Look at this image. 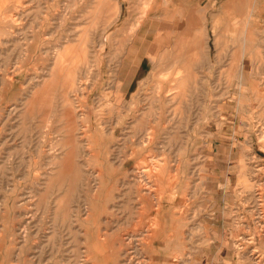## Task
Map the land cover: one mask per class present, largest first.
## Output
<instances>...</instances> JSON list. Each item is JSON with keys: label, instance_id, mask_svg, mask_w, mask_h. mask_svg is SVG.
I'll list each match as a JSON object with an SVG mask.
<instances>
[{"label": "rangeland", "instance_id": "rangeland-1", "mask_svg": "<svg viewBox=\"0 0 264 264\" xmlns=\"http://www.w3.org/2000/svg\"><path fill=\"white\" fill-rule=\"evenodd\" d=\"M109 1L112 4L118 1L121 8L119 18L112 19L113 21L107 19L111 18L109 11L99 9L100 1L98 0H0V21L5 16L12 18V22L6 21L0 27V92L2 91L4 97L0 106V203L3 202L0 204V237H3L5 242L4 250L8 246L13 249L15 256L12 264H78L79 262V264H99L98 261L101 259L94 256L91 249V246L95 244L94 235L91 231L84 232L87 229L86 226L92 227L94 237H96V229L108 228L107 219L111 227L118 221L122 224L126 208L110 210L108 214H103L99 218L95 217L96 212L100 213L102 208L100 204H97L98 210L94 208L96 196L92 184H88L89 179H92L96 171L101 173V170L109 169L108 164L121 165L120 176L135 167L153 171L156 166H159V168L164 167L169 170L170 174L164 190L154 184L151 197L155 203L159 201L166 203L165 198H171L174 202L172 210L179 214L183 222L181 229L176 232L171 231V227L166 229V235H163L162 241L160 240L161 250L153 253L156 263L167 264L175 260L174 258L181 250L187 255L186 257L190 258L187 264H225L223 257L226 253V246L221 245L223 238L215 243L209 239V235L207 236V233H210V226L213 225L210 223L214 220L218 223L211 234L213 237L217 234L226 238L232 234L236 236L239 231H234L236 229L234 224L239 220L246 221L249 230L256 232L254 216L249 211L253 205L251 185L257 182V178L252 179V175L255 174L253 171L258 165L255 157L264 159V152L259 153L260 145L255 129L257 103L251 92L252 89L251 94L244 95L247 97L245 99L247 106L238 109L241 96L234 94L237 91L238 81L234 79L233 74H230L229 68L232 65L228 64L230 52L235 49L229 46L246 44L247 40L244 38L246 34L249 35L251 32L258 38L260 34L258 32H261L260 37L262 35V38H253L257 41H251L253 45H258L260 42L261 47L247 49L246 55L243 53L240 55L241 59L244 57L251 60L254 66L250 74L245 73L244 77L252 84H262L264 82V45H261V42L264 43V32L262 33L264 30L249 28L243 32L231 27L228 22L224 26V31H227L228 48L224 50L229 54L227 57L224 56L225 58L222 57L223 63L221 64H216L214 61L217 55L214 48V36L217 33H211L213 42L211 44V64L203 68L195 67L196 72L193 71L194 73L189 75L190 80L186 81V88L182 91L181 88L180 91L179 89L173 90L178 94L181 93L180 97L177 96L173 100L176 94L170 96L167 91L175 85L177 79L186 74L179 73L178 69L181 65L167 63L174 60V50L161 44L160 41L163 37V27L172 21V0ZM198 11L201 10H195V14ZM154 12H157L158 16ZM179 12L180 14L187 13V10L180 9ZM93 18L97 20L99 26L93 22ZM104 18L107 19L106 27ZM181 18L183 19L182 16ZM214 19L215 16H213ZM145 23L148 26L144 25ZM102 25L106 29L103 30ZM90 26H93V29ZM213 26L216 28L218 21H213ZM144 30L151 31V33H146ZM84 34L88 37L84 36V41L81 43L82 39L79 36L82 37ZM44 37L47 39L44 40ZM102 37L107 39V42H101ZM69 43L79 45L77 47L71 45L69 48ZM134 49L137 50L136 54H134ZM75 51H78V54L74 59ZM67 52L70 53L67 54ZM131 52L133 55L129 54ZM34 53H37V56ZM58 55H62V60ZM132 56H136L135 61ZM149 57L165 65L157 63L155 70L147 68L145 72L144 61ZM56 63L63 67H70L71 64V67L79 66L76 68V71L79 70L75 80L76 86H73L76 87V93H70V100L74 99V105L77 107V110L74 109L72 113L77 112L78 114L76 126L79 131L74 132L75 135L78 134L76 142L72 141L69 136V122L66 120L65 113L68 108L62 107L60 103L54 104L51 111V108L43 109L48 111L45 110L47 112L45 115L46 112H43L42 108L38 110L40 109L38 106L34 112L24 107V103L32 98L31 95L42 87L41 81L44 78L49 79V71L51 67L57 65ZM7 77L14 79L13 86ZM140 80L143 83L137 86ZM246 87L252 88L253 86L246 85ZM256 87L254 85L253 88ZM262 87L264 88V84ZM53 98V100L58 98L60 100L61 96ZM204 102L211 104V108L213 107L209 115L206 112V105H203ZM11 105L16 107V111L12 113L9 112L8 107ZM148 108H152L149 114L146 113ZM37 110L43 114L38 115ZM144 113L147 114L150 127L156 130L157 137L154 141L144 140L145 147L136 154L138 150L136 140L142 133H146V130L144 126V128H135L134 121L137 116H142ZM74 115L76 118V113ZM40 116H44L42 121ZM198 117L200 120H197ZM44 121L49 124L46 122L45 125L42 124ZM235 121L237 128L234 148L237 149L235 151L239 155L238 158L244 155L245 160L242 162L245 163V170L248 173V186L247 188L243 186L241 176L238 182V176L245 172L241 169L242 162L238 170V158L237 162L232 164L230 173V178L233 180L232 186L228 182L227 185L224 182L221 183L220 179L217 180L215 177L206 183L203 180L204 175L200 173L201 168L206 164L205 156L215 155L214 151L219 153L227 123ZM43 125L45 128L42 127ZM248 143L251 146L248 152H245L242 146ZM66 162H71L75 171L73 167L70 172L74 176L71 175L63 180L58 177V173ZM221 165L225 168L224 164ZM210 169H218L220 175L221 167L217 160L211 162ZM106 172L109 173H105L104 186L114 182V177H110L113 170L109 169ZM76 174L78 177L75 178ZM122 183L123 180L120 184ZM39 196L43 202L38 199ZM143 219H134L136 221L129 219L132 225L128 222V225L126 224L128 227L123 225L122 229L129 228V231H133L135 227L137 235L146 239V229L149 228L152 232L159 227L161 221L159 217L156 222L152 216L147 219L143 217ZM136 223L143 231L141 228L140 231L138 230ZM120 224L118 226L121 227ZM190 231H193V234ZM134 232L136 233L135 230ZM215 256H218L220 260L215 261ZM119 259L123 264L124 258L121 256ZM183 260L186 261L187 258L184 257Z\"/></svg>", "mask_w": 264, "mask_h": 264}, {"label": "bare ground", "instance_id": "bare-ground-1", "mask_svg": "<svg viewBox=\"0 0 264 264\" xmlns=\"http://www.w3.org/2000/svg\"><path fill=\"white\" fill-rule=\"evenodd\" d=\"M39 1V0H38ZM83 1V0H82ZM97 1V0H96ZM100 1L99 3V9L105 10V11H109L110 12V17L111 18H107L108 20L113 21L112 19H117L119 18V15L121 13V8H120V4L118 5V1H115L117 4H112L110 3L109 0H98ZM149 1V0H148ZM183 1V0H182ZM188 1V0H187ZM165 2V1H164ZM38 3V2H37ZM36 3V4H37ZM89 3V2H88ZM97 3V4H98ZM4 4H6V2L4 1ZM22 3H20L21 5ZM26 4V3H25ZM23 5V4H22ZM31 5V4H30ZM73 5V3H72ZM152 5V4H151ZM150 5V6H151ZM26 8V5H24ZM74 6V5H73ZM95 6V7H97ZM161 7V6H160ZM74 8V7H73ZM159 8V7H156ZM28 9V8H27ZM30 9V8H29ZM92 9H98V8H92ZM92 9L91 12H92ZM151 9V7H150ZM36 10V9H35ZM39 10V9H38ZM94 10V11H95ZM153 10V9H152ZM156 10V9H155ZM19 11V10H17ZM31 11V10H30ZM93 11V12H94ZM154 11V10H153ZM27 12V11H26ZM42 12V11H41ZM150 12V11H149ZM4 13V11H3ZM10 13V12H9ZM21 13V12H20ZM57 13V12H56ZM76 13V12H75ZM95 13V12H94ZM155 13V12H154ZM157 13V12H156ZM155 13V14H156ZM13 14V13H12ZM11 14V15H12ZM90 14V13H89ZM144 14V13H143ZM147 14H149L147 12ZM183 13H181L182 15ZM10 15V14H9ZM16 14H14L15 16ZM93 15V14H92ZM97 15V13H96ZM99 15V14H98ZM122 15V14H121ZM157 15V14H156ZM18 16V15H16ZM150 16V15H149ZM155 16V15H154ZM158 16V15H157ZM123 17V16H122ZM145 17H147V15H145ZM144 17V18H145ZM152 17V16H151ZM204 15L201 13V11H198L197 14H195L194 11H192L190 13V16L187 18V23L194 25V27H196V31L192 32V33H187V35H184V37L181 34V38L179 40H177V43L175 44V46L173 47L174 50V60L170 61L168 63H172V64H178L181 65L179 70L180 72L185 73L186 75L182 76V77H178L179 79L176 80V83L173 87H171L169 89L168 94L170 96H172V94H176V96L173 98V100H175L178 97H180L179 94H181L179 92H173V90H177L181 88V91L183 88H186V81L190 80L189 75L196 72L195 71V67L198 68H203L205 66H207V64H211L212 62V56H211V48L208 47V45L204 42V34H203V27H201V22L203 20ZM101 18V17H100ZM160 18V17H158ZM157 18V19H158ZM94 19V18H93ZM96 19V17H95ZM94 19V20H95ZM102 19V18H101ZM104 23H106L107 19L104 18ZM121 19V18H120ZM127 19V18H125ZM128 19H130V16H128ZM147 19V18H146ZM151 18H149L150 21ZM15 20V19H14ZM20 20V19H19ZM93 22H96L97 20H99V18L97 17V20H95ZM12 22V18L10 16H5L2 18V20L0 21V27L3 26L4 22ZM100 21V20H99ZM103 21V20H102ZM106 21V22H105ZM148 21V20H147ZM159 21V20H158ZM151 22V21H150ZM160 22V21H159ZM102 23V24H104ZM108 23H110L108 21ZM123 23V22H122ZM138 23V22H137ZM140 23V20H139ZM148 23V22H146ZM144 24L146 26H148L147 24ZM19 24V22H18ZM69 24V23H68ZM118 24V23H117ZM141 24V23H140ZM139 24V25H140ZM151 24V23H148ZM158 24V23H155ZM96 24H94L95 26ZM110 25V24H109ZM122 25V24H121ZM99 26V24H98ZM105 27L107 26V23L104 25ZM91 27V26H90ZM93 27V26H92ZM91 27V28H92ZM103 27V25H102ZM105 27H103V30L106 29ZM134 27V26H133ZM145 26H143L144 28ZM122 28V27H120ZM132 28V27H131ZM142 28V26L140 27ZM139 28V29H140ZM159 28V27H158ZM93 29V28H92ZM120 30V29H119ZM21 31V30H20ZM140 31V30H139ZM145 31V30H144ZM143 31V33H145ZM158 31V30H157ZM179 31V30H178ZM176 31V32H178ZM13 32H15L13 30ZM18 32V31H17ZM16 32V33H17ZM88 32V31H87ZM149 32V31H148ZM146 32V33H148ZM155 32V31H154ZM154 32H152L153 34H155ZM173 34V31H171ZM215 32L217 33L214 36V44H215V49L217 51V55L215 57V63L216 64H221L222 62V57L224 56H228L227 51H225L224 49L228 48V44H227V31H222V32H217L215 30ZM255 32V30L253 31ZM252 32V33H253ZM264 31H262L263 33ZM151 33V31L149 32ZM159 32H157L158 34ZM175 33V32H174ZM261 34V32H258ZM20 34V33H19ZM50 34V33H49ZM86 34V33H85ZM85 34L81 37L79 36L82 40L81 43H83V37L85 36ZM164 34V33H163ZM251 34V32H250ZM247 35L245 40H247L246 44L242 43L241 45L236 46L234 49L235 51L230 52V62L228 59H226V61H228L230 65H232L229 68V72L232 75L234 79H236L238 81L237 85V91L234 94H240L241 99L238 103V109H242L245 106H247V103L245 102V99L247 97H245L244 95L247 94H253L254 98H255V102L257 103V111H256V123H255V129L257 132V138H258V143L260 145V149H259V153H263L264 152V88L262 87L264 82H262V84H252L251 82H249V80L244 77L245 73L250 74V72L253 69V62L249 59H245L243 57V59H241V55L243 53V55H246L248 50L247 49H251V48H260L261 46H259V44H255L253 45V42L259 38H262V35L260 37V34L258 35L259 37L257 38L256 35L253 33L251 35ZM15 35V34H14ZM145 35V34H144ZM147 35V34H146ZM170 34H167L165 36L162 37L161 44L166 43L167 44H171L168 43L167 41L171 39H169L168 36ZM177 35V34H176ZM50 36V35H49ZM141 36V35H140ZM159 36V35H158ZM174 37H176L175 35H173ZM255 36V37H254ZM15 37V36H14ZM86 37V36H85ZM88 37V35H87ZM86 37V38H87ZM107 37V36H106ZM142 37V36H141ZM140 37V38H141ZM155 37V36H154ZM165 37V38H164ZM173 37V38H174ZM42 38V37H41ZM79 38V39H80ZM103 38V37H102ZM109 38V37H108ZM243 38V39H244ZM252 38V39H251ZM253 38H257L254 39ZM47 39L46 37H44V40ZM78 39V38H77ZM142 39V38H141ZM145 39V36H144ZM169 39V40H168ZM175 39V38H174ZM79 41V40H78ZM103 41V43L107 42V39L101 40V42ZM138 41V39H137ZM143 41V40H142ZM166 41V42H164ZM259 41V40H258ZM262 41V40H261ZM42 42V41H41ZM136 42V41H135ZM134 42V43H135ZM139 42V41H138ZM137 42V43H138ZM144 42V41H143ZM245 42V41H244ZM68 43V42H67ZM80 43V42H78ZM80 43V44H81ZM263 41L261 42V45H264ZM142 44V43H141ZM38 45V44H37ZM68 45V44H67ZM71 43H69V48L71 47ZM75 45V44H74ZM72 45V46H74ZM79 45V44H78ZM77 45V46H78ZM109 45V44H108ZM165 45V46H166ZM66 46V45H65ZM76 46V45H75ZM76 46V47H77ZM81 46V45H80ZM105 46H107V44H105ZM143 47V45H141ZM139 46V47H141ZM170 46V45H169ZM168 46V47H169ZM85 47H86V43H85ZM138 47V48H139ZM167 47V46H166ZM264 47V46H263ZM63 48V47H62ZM136 48V47H135ZM137 48V49H138ZM146 48V47H145ZM37 49V47H36ZM67 49V48H66ZM76 49V48H74ZM88 49V48H87ZM143 49V48H142ZM72 50V49H71ZM79 50V49H78ZM135 50V49H134ZM148 50V49H147ZM57 51V50H56ZM68 51V50H67ZM70 51V50H69ZM73 51V50H72ZM137 50L134 51V54H136ZM141 51V50H139ZM34 52V51H33ZM36 52V50H35ZM39 52V50H38ZM76 52V51H75ZM73 52V53H75ZM78 52V51H77ZM75 53L74 59L76 57ZM142 52V51H141ZM140 52V53H141ZM163 52V51H162ZM59 54V51L57 52ZM70 53V52H69ZM67 52V54H69ZM128 53V50H127ZM139 53V52H138ZM261 53V52H260ZM28 54V53H27ZM35 54V53H34ZM37 54V53H36ZM35 54V55H36ZM39 54V53H38ZM61 54V52H60ZM63 54V53H62ZM131 55H133V53H129ZM241 54V55H240ZM83 55V54H82ZM146 55V53H145ZM37 56V55H36ZM35 56V57H36ZM61 57L62 60V55H58ZM69 56V55H68ZM73 56V55H72ZM71 56V57H72ZM137 56V55H136ZM135 56V57H136ZM85 57V56H84ZM135 57L132 56V59H134L135 61ZM176 57V58H175ZM249 57V56H248ZM257 57V55H256ZM29 58V57H28ZM58 58V57H57ZM56 58V59H57ZM82 58V57H81ZM87 58V57H86ZM225 58V57H224ZM31 59V57H30ZM77 59V58H76ZM89 59V58H88ZM138 59V58H137ZM60 60V59H59ZM58 60V61H59ZM139 60V59H138ZM8 61V59H7ZM13 61V60H12ZM55 61V59H54ZM66 61V60H65ZM73 61V59L71 60ZM76 60H74L75 62ZM84 62V60H82ZM127 61V60H126ZM33 62V61H32ZM261 62V61H260ZM55 63V62H54ZM81 63V62H80ZM136 63H138L136 61ZM145 63V72L146 69L149 68V70H155L156 69V64H163L165 65L163 62H157L153 57H149L148 60L144 61ZM263 63V62H261ZM18 64V63H17ZM57 65H53L55 67H51L50 71H49V79L44 78L43 81H41L42 83V87L40 88V90H36L31 96L32 98L29 99V102L24 103V107H27V109L32 112H34L38 106V110H41L44 112L45 110L47 111V109L43 110L44 108H48V110L50 109V111L52 110V107H54L53 105L56 104L58 105L59 103L62 105V107L64 108H68L65 113L67 116V121L69 122V128H70V139H72V141L76 140L77 135L74 134V132H78L79 128L77 129L76 123L77 118H78V114L76 113V118H75V113L73 114L72 112L77 110V107L74 105V99L70 100V93L73 92L76 93V87L74 88L73 86L75 85V80L78 77V71H76L78 68L77 66L75 67H71L72 64L69 63L70 67H63V66H59V63H56ZM86 64V63H85ZM2 65V64H1ZM79 65V63H78ZM16 66V65H15ZM21 66V65H20ZM12 67V65H11ZM165 67V66H164ZM13 69V68H12ZM16 69V67H15ZM15 69H13L15 71ZM227 69V68H226ZM45 71V70H44ZM194 71V72H193ZM12 72V71H11ZM46 72V71H45ZM10 73V71H9ZM8 75H11L9 74ZM43 73V72H41ZM14 74V73H13ZM12 74V75H13ZM44 74V73H43ZM20 75V74H19ZM45 75V74H44ZM230 75V76H231ZM15 76V74H14ZM23 76V75H22ZM9 77V76H8ZM7 77V78H8ZM13 77V76H12ZM11 77L8 78L11 81V86L14 85V79ZM43 77V76H42ZM47 77V76H46ZM232 77V76H231ZM228 78H229V74H228ZM80 80V78H78ZM230 80V79H229ZM254 81V80H253ZM229 82V81H228ZM231 82V81H230ZM256 82V81H255ZM142 80L137 82V86L142 85ZM188 83V82H187ZM232 84V83H231ZM61 85V87H60ZM246 85H250L251 87L254 85L257 86L256 88H247ZM76 86V85H75ZM136 86V88H137ZM39 87V86H38ZM34 88V87H33ZM232 88V87H231ZM6 89V87H5ZM252 89V91H251ZM18 90V89H17ZM186 90V89H185ZM69 91V92H68ZM229 91V90H228ZM251 91V92H250ZM31 93V92H30ZM183 93V92H182ZM16 94V93H14ZM13 94V95H14ZM211 94V93H210ZM60 97L61 99H55L53 97ZM74 96V95H73ZM76 96V94H75ZM185 96V94H184ZM3 94L2 91L0 92V106L1 103L3 101ZM7 98V97H6ZM73 98V97H72ZM252 98V97H251ZM8 99V98H7ZM183 99V98H182ZM196 100V99H195ZM198 100V99H197ZM210 100V99H209ZM211 101V100H210ZM198 102V101H196ZM212 102V101H211ZM248 102V101H247ZM202 103V102H201ZM203 105H206V112L209 115V113L211 114V110L213 109V107L211 108V104H207L206 102L203 103ZM218 105V104H216ZM5 106V105H4ZM21 105H19L20 107ZM9 107V112L12 113L13 111H16V107L8 106ZM26 109V110H27ZM75 109V110H74ZM254 109V110H256ZM37 110V111H38ZM179 110V109H176ZM7 111V108H6ZM45 111V112H46ZM71 111V113H70ZM135 111V110H134ZM152 111V108H148L147 109V114H149V112ZM26 112V111H25ZM48 112V111H47ZM47 112L45 115H47ZM240 112V110H239ZM30 113V112H29ZM39 113H41V111H38V115H40ZM51 113V112H49ZM144 113L142 116H137L135 118L134 124H135V128H144V130H146V133H142L136 140V145L137 147V153L138 154L140 152V150L145 147L144 145V140L147 141L148 139H152L153 141L156 139L157 137V132L156 130L152 129V127H150L149 124V119L147 117V114ZM4 114V113H3ZM43 114V113H41ZM30 115V114H29ZM34 115V114H32ZM44 115V116H45ZM50 115V114H49ZM10 116V115H9ZM24 116V115H23ZM26 116V115H25ZM24 116V117H25ZM31 116V115H30ZM43 116V117H44ZM65 116V117H66ZM23 117V119H24ZM41 117V116H40ZM40 118V120L42 121V118ZM46 117V116H45ZM46 118H49L46 117ZM45 120V119H44ZM197 120H200L199 117L197 118ZM47 121V120H46ZM42 122V124L45 122ZM49 121V119H48ZM25 122V121H24ZM51 122V121H50ZM67 122V123H68ZM46 124H49L46 122ZM24 125V124H23ZM36 125V124H35ZM38 125V123H37ZM42 126L45 128V126ZM49 126V125H48ZM27 127V126H26ZM81 128V127H80ZM41 129V128H40ZM84 129V128H83ZM82 129V130H83ZM86 129V128H85ZM46 130V129H44ZM154 133V134H153ZM82 134V133H81ZM115 134V133H114ZM45 136V135H44ZM84 136V135H82ZM68 137V136H67ZM44 139V138H43ZM67 139V138H66ZM79 139V138H78ZM40 142V141H39ZM76 142V141H75ZM152 142V141H151ZM65 143V141H64ZM67 143V142H66ZM89 143V142H88ZM50 145V144H49ZM54 145V144H53ZM57 145V144H56ZM135 145V146H136ZM83 146V145H82ZM251 145L248 143L245 146H242V149L245 152H248L249 147ZM84 147V146H83ZM89 147V146H88ZM49 149V148H48ZM69 150V149H67ZM50 151V150H49ZM53 151V149H52ZM76 152V151H75ZM47 153V152H46ZM50 153V152H49ZM83 153V152H82ZM78 154V153H76ZM232 154V153H231ZM91 155V154H90ZM258 155V154H257ZM78 156V155H77ZM239 156V155H238ZM263 156V155H262ZM90 157V156H89ZM65 158V157H64ZM212 162L213 160H216V156L212 155ZM264 158V157H263ZM66 159V158H65ZM76 159V156H75ZM74 159V161H75ZM235 159V158H234ZM239 159V164L237 166L238 170H239V166H240V162H242L243 160H245L244 155L242 154L241 158ZM255 159L257 160V168L255 171H253L252 175V179L257 178V182L253 183L251 185V194H252V198H253V205L249 208V211L251 213L252 216H254V227L256 229V232L252 231L251 229L249 230V226L248 224H246V221H242L239 220L238 222H236L235 227L236 229H234V231H239L237 232V235L234 236L233 234L229 236V238H226L225 236L222 237L221 234L220 235H215V237H213L211 234L212 232L215 230V227L217 226V220L212 221L210 224H213L210 226V233H207V236L209 235V239L212 242L218 243L221 241V245L226 246V253L224 255L223 258H225V264H264V159H258L257 157H255ZM254 160V161H256ZM68 161V160H66ZM72 161V160H71ZM67 163V162H66ZM64 166L61 167V170L58 173V177L64 179L69 178L71 175L74 176L73 173H71L70 171L73 170V165L71 164V162L67 163ZM205 163V162H204ZM49 164V163H48ZM209 165H210V161H206L205 166H203L201 169L202 171L200 173H202L204 175V181H206V183L209 182V180L212 177L215 176H220L218 171H213L210 169V173L211 175L208 174L209 172ZM109 169H112L113 172L111 173L110 177H114V182L111 185H107L104 186L105 180H104V176L105 173H109L106 172L109 169H105V170H101V173H99V171H96L95 174L93 173L92 179H89V183L88 184H92V188H93V192L95 193L96 196V205H95V209H97V204H100L102 211L99 213V211L96 212L95 217L99 218L101 215L103 214H108L110 210H114V209H120L122 207L126 208V212L124 214V222L122 224H120L121 221L116 222V224H114L113 227H111L109 225V220L107 219L106 221V225L108 228H98L96 229V237L95 233L93 232L92 227L90 228V226H86V230L84 232H89L91 231L92 234L94 235V246H91V249L93 250V255L100 258L101 260H99L98 258V263L99 264H122L121 259H119L121 256L124 258L123 260V264H157L155 261V257H154V252L161 250L162 245L160 243V240L162 241V237L163 235H166L165 231L168 227H171V231L176 232L178 229H181V223L183 222L182 218H179V214H177V212H174L173 209V201L171 200V198L166 197L165 200L167 199V202L165 203L164 201L161 203V201H159L158 203L153 201V198L151 197L154 189H152V187L154 186V184H156L161 190H164V188L166 187V182L167 179L169 177L170 171L167 170L164 167L159 168V166H156V168H154L153 171H146V170H141L138 167L133 168L131 171L129 170L124 172L121 176H120V172L122 171V167L121 165L116 166V165H109ZM234 166V167H236ZM233 167V168H234ZM55 168V167H54ZM108 168V167H105ZM159 168V170L157 169ZM60 169V168H59ZM157 169V170H156ZM241 169L245 170V163L242 162L241 164ZM240 169V170H241ZM156 170V171H155ZM218 170V169H216ZM55 171V170H52ZM74 171H75V167H74ZM73 171V172H74ZM51 172V171H50ZM148 172V173H147ZM75 173V172H74ZM81 173V172H80ZM199 173V174H200ZM243 173V172H242ZM198 174V173H197ZM50 175V174H49ZM248 173L245 172L243 173V175H239L238 176V182L241 176V182L243 184V186H245V188H247L248 186ZM41 176V175H40ZM81 176V175H80ZM89 176V175H88ZM211 176V177H210ZM230 176V175H229ZM33 177V176H32ZM53 177V176H52ZM55 177V176H54ZM57 177V176H56ZM78 177V175L76 174L75 178ZM162 177V178H161ZM47 178V177H46ZM72 178V177H71ZM50 180V179H49ZM56 180V179H55ZM60 180V179H59ZM58 180V181H59ZM83 180V179H82ZM121 180H123V183H121ZM218 180V179H217ZM48 181V180H47ZM45 181V182H47ZM76 181V180H75ZM74 181V183H75ZM81 181V180H80ZM44 182V183H45ZM49 182V181H48ZM61 182V181H60ZM63 184V183H61ZM228 184L229 185H233V180L230 178L228 180ZM237 185V184H236ZM46 186V185H45ZM50 186V185H49ZM71 186V185H70ZM41 187V186H40ZM59 187V186H58ZM68 187V186H67ZM71 188V187H70ZM10 189V188H9ZM58 190V189H57ZM117 190L119 191L117 193ZM78 191V190H77ZM32 192V191H31ZM43 192V191H42ZM89 192V191H88ZM30 193V192H29ZM56 193V192H55ZM83 193V192H82ZM117 193V195L115 194ZM44 194V193H43ZM48 194V193H47ZM64 194V193H63ZM66 194V193H65ZM80 194V193H78ZM22 195V194H21ZM20 195V196H21ZM24 195H26L24 193ZM30 195V194H29ZM67 195V194H66ZM19 196V197H20ZM32 196V194H31ZM38 196V195H37ZM64 196V195H63ZM62 196V197H63ZM22 197V196H21ZM36 197V196H35ZM47 197V196H46ZM72 197V196H71ZM25 198V197H24ZM42 198V197H41ZM81 198V196H80ZM2 199V198H1ZM13 199V198H12ZM29 199V198H28ZM40 200V196L38 198ZM48 199V198H47ZM62 199V198H61ZM3 200V199H2ZM32 201V198L30 199ZM46 200V199H45ZM58 200V198H57ZM30 201V203H31ZM34 201V200H33ZM41 201V200H40ZM47 201V200H46ZM63 201V200H61ZM86 201V200H85ZM39 202V201H38ZM37 202V205H38ZM43 202V201H41ZM40 202V203H41ZM45 202V201H44ZM3 203V202H2ZM0 203V204H2ZM12 203V202H11ZM29 203V204H30ZM39 203V204H40ZM58 203V202H57ZM60 203V202H59ZM114 203V204H113ZM10 204V203H9ZM86 204V203H85ZM110 204H113L112 206H116L112 207L109 209ZM23 205V204H22ZM36 205V204H35ZM36 205V206H37ZM21 206V205H20ZM25 206V204H24ZM39 206V205H38ZM46 206V205H45ZM34 207V206H33ZM44 207V206H42ZM31 208V207H30ZM38 208V207H36ZM45 208V207H44ZM169 208V209H168ZM35 209V208H34ZM46 209V208H45ZM37 210V209H36ZM43 210V209H42ZM58 210V209H57ZM60 210V209H59ZM72 210V209H71ZM87 210V209H86ZM98 210V209H97ZM19 211V210H18ZM34 212V211H33ZM39 212V211H38ZM56 212V211H55ZM73 212V211H72ZM89 212V211H86ZM4 213V212H3ZM42 213V212H41ZM43 214V213H42ZM56 214V213H55ZM60 214V213H59ZM65 215V213H63ZM88 214V213H87ZM86 214V215H87ZM20 215V214H19ZM18 215V216H19ZM31 215V214H30ZM6 216V215H5ZM26 217H28L27 215H25ZM69 216V215H68ZM70 216H71V212H70ZM149 216H152L155 218V221L157 222L159 217H160V225L157 229L153 230L152 232L149 230V228L146 229V239H143L141 237H139L137 235V230L134 227V230L136 231V233L133 231H129V228H125L126 230H123L122 226H126V224L128 225L129 219H139L142 220L143 217H145V219H147ZM24 217V215H23ZM32 217H34V214H32ZM55 217V216H54ZM1 218V217H0ZM19 218V217H18ZM66 218V216H65ZM75 218V217H74ZM84 218V217H83ZM20 219V218H19ZM24 219V218H23ZM35 219V217L33 218ZM240 219H242L240 217ZM8 220V219H7ZM25 220V219H24ZM27 220V219H26ZM122 220V221H123ZM144 220V219H143ZM1 221V220H0ZM36 221V220H35ZM131 221V220H130ZM136 221V220H134ZM220 221V220H219ZM12 222V221H11ZM34 222V221H33ZM38 222V221H37ZM72 222V221H71ZM139 222V221H137ZM132 223V222H131ZM140 223V222H139ZM144 223V221H143ZM142 223V224H143ZM22 224V223H21ZM121 225L118 226V225ZM130 224V222H129ZM135 224V222L133 223ZM138 223H136L137 225ZM141 224V223H140ZM139 224V225H140ZM221 224V223H220ZM230 224V223H229ZM19 225V224H18ZM28 225V224H27ZM34 225V224H33ZM132 225V224H130ZM134 225V226H136ZM12 226V225H11ZM17 226V224H16ZM29 226V225H28ZM36 226V225H35ZM38 226V225H37ZM118 226V227H117ZM220 226V225H219ZM14 227V226H13ZM23 227V226H22ZM40 227V226H38ZM128 227V226H126ZM131 227V226H130ZM143 227V226H142ZM34 228V227H33ZM117 228V229H116ZM137 228L138 225H137ZM141 228V226H140ZM140 228L138 229L140 231ZM145 229V227H143ZM1 229V228H0ZM128 229V231H127ZM133 229V228H132ZM220 229V228H219ZM39 230V229H37ZM88 230V231H87ZM141 230L143 231V229L141 228ZM247 230V231H244ZM20 231V230H19ZM24 232L26 230H23ZM32 230H30L31 232ZM47 231V230H46ZM22 232V231H21ZM123 232V233H122ZM216 232V231H215ZM233 232V230H232ZM231 232V233H232ZM1 233V232H0ZM37 233V232H35ZM143 233V232H142ZM191 234H193V231H190ZM218 233V232H216ZM239 233V234H238ZM9 234V233H8ZM14 235V234H13ZM35 236V235H34ZM142 237L144 236L141 235ZM251 236V237H250ZM13 238V237H12ZM16 238V237H15ZM18 238V237H17ZM25 238V237H24ZM34 238V237H33ZM36 238V237H35ZM190 239V238H189ZM22 240V239H21ZM24 240V239H23ZM26 240V239H25ZM83 240V239H82ZM38 241V240H37ZM35 241V242H37ZM7 242V241H6ZM25 243V242H24ZM39 243V242H38ZM49 243V242H48ZM79 243V242H78ZM83 244V242H81ZM9 244V243H8ZM45 244V243H43ZM11 245V243H10ZM23 245V244H21ZM41 245V244H40ZM50 245V244H48ZM25 246V245H24ZM220 246V245H219ZM5 247V242L3 237H0V264H12L14 261V252L13 249L8 246L6 247V250H4ZM49 247V246H48ZM222 247V246H221ZM180 248V246H179ZM49 249V248H48ZM85 249V248H84ZM39 250V249H38ZM44 250V249H43ZM27 251V249H26ZM36 251V250H35ZM42 251V250H41ZM48 251V250H47ZM82 251V250H81ZM86 251V249L84 250ZM25 252V251H24ZM44 252V251H43ZM179 254L174 258L175 260L168 262L167 264H187L188 260L190 259L189 257H186L187 255L183 254L181 252V250H179ZM40 254V253H39ZM77 254V253H76ZM84 255V254H83ZM38 256V254H37ZM40 256V255H39ZM74 256V255H73ZM30 257V256H29ZM36 257V256H35ZM42 257V256H41ZM40 257V258H41ZM187 258V260H183V258ZM216 259L215 261H217V259L220 260V258L218 256H215ZM28 258V257H27ZM32 258V257H31ZM37 258V257H36ZM35 258V259H36ZM44 258V257H43ZM78 258V257H77ZM17 259V258H16ZM15 259V260H16ZM30 259V258H29ZM34 259V260H35ZM81 259V257H80ZM79 259V260H80ZM32 260V259H31ZM47 260V259H45ZM84 260V259H83ZM20 261V260H18ZM24 261V260H23ZM33 261V260H32ZM77 261V259H76ZM47 263V262H46ZM80 263V262H79ZM78 263V264H79ZM190 263V262H189ZM21 264V263H20ZM25 264V263H24ZM44 264V263H43Z\"/></svg>", "mask_w": 264, "mask_h": 264}, {"label": "crops", "instance_id": "crops-1", "mask_svg": "<svg viewBox=\"0 0 264 264\" xmlns=\"http://www.w3.org/2000/svg\"><path fill=\"white\" fill-rule=\"evenodd\" d=\"M180 9H186L187 13L181 15L179 12ZM172 10V21L168 22L162 30L164 33L163 36L167 34L171 35H168L170 36L169 39H171V42L169 39V41H167L171 44L166 45L165 43L167 47L170 45L169 48L175 46L177 40L181 38V34L184 37L187 33L196 31L194 25L187 23V18L190 16V13L195 10H201V13L204 15L200 26L203 27L204 42L209 48H211V44L213 43L211 33H214L215 30L217 32L224 31V26H226L228 22L231 27L238 28L243 32L247 31L249 28L264 30V0H172ZM213 16H215L214 20ZM213 21H218V26L216 28L213 26ZM171 31H173V34ZM229 47L235 48L236 46L231 45ZM236 124V121L227 123L225 137L223 138L224 141L220 143V151L219 153L214 151L216 160L221 167L220 178L217 176H215V178L220 179V182H224L226 185L228 179H230L229 175L231 173L232 164L237 162V158L239 157L236 153L237 149L234 148ZM221 150H224V152H221ZM211 156V154L205 156V161H210V165L212 162ZM221 164H224L225 168ZM210 165L209 175H211ZM212 170L215 172L217 171L215 169ZM113 204H110L109 209L116 206V204L112 206Z\"/></svg>", "mask_w": 264, "mask_h": 264}]
</instances>
